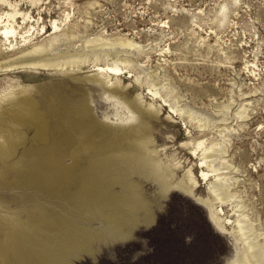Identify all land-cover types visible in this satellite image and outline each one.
<instances>
[{
    "label": "rangeland",
    "instance_id": "obj_1",
    "mask_svg": "<svg viewBox=\"0 0 264 264\" xmlns=\"http://www.w3.org/2000/svg\"><path fill=\"white\" fill-rule=\"evenodd\" d=\"M0 17L15 28L9 39L0 32V61L44 45L61 63L0 71V96L12 92L0 106V144L20 135L0 161L7 264H255L245 237L264 245V0H0ZM115 60L122 73L110 71ZM25 97L31 114L20 108ZM81 104L91 119L80 121ZM141 118L152 133L144 158L155 155L172 181L157 207L130 223L107 202L104 215L95 211L93 190L77 177L113 147L96 127L92 146L76 149L93 123L111 134ZM68 129L73 138L60 141L51 181L18 178L25 148ZM210 146L213 165L232 181L221 198L200 175ZM141 186L154 199L155 184Z\"/></svg>",
    "mask_w": 264,
    "mask_h": 264
},
{
    "label": "bare ground",
    "instance_id": "obj_2",
    "mask_svg": "<svg viewBox=\"0 0 264 264\" xmlns=\"http://www.w3.org/2000/svg\"><path fill=\"white\" fill-rule=\"evenodd\" d=\"M1 21L2 20L0 19V32L3 33V36L9 39V36L15 35V28L13 27V25H9L6 23L2 24ZM123 43L129 46L136 45V43L132 40L125 41ZM9 46L10 49H13L15 47L14 43H12V40H10ZM16 52L20 54L15 58L12 57L13 59L11 60L0 61V71L4 70L8 66H16L17 64H19L20 66L33 68H43L51 66L58 67V65L61 64L58 60L59 57H57V55H50L48 48L44 45H36L28 50H25L24 47L20 50H16ZM122 59L125 60V62L129 61L127 57H122ZM64 61L67 62L65 57L63 58V62ZM99 69L104 68L100 66ZM109 69L111 72H115L117 74L123 72V67H121L116 60L112 65L109 66ZM156 93L157 92H155V94ZM11 94L12 92H6L4 93V96L3 94H1L3 96H0L1 107L3 106L2 102L6 101L8 96ZM23 100L24 102H20V108L22 109V111L24 110V108H26V110L29 111L30 114L33 113L34 109L32 100L28 97H25ZM80 111L82 112L80 121L91 119L90 111L88 110L86 104L81 106ZM140 112L145 114V112L143 111ZM16 113L22 114L21 111H16ZM13 118L15 120H23L18 115L14 116ZM96 127L99 131L98 134H102L101 142L108 143L113 148L106 151L105 154L100 155L94 163L88 162L84 165V167L81 168V173H79V175L77 176L79 179V185L81 188L93 190L95 199L98 203V208L95 211H99L100 209V215H104L103 209L106 207L107 202L114 209H120V212H123L125 214V217L129 220L130 223H134L137 220H142L143 218L148 216L151 211L155 209V207H157V205L159 204L156 201L157 196H161L163 191L167 188L165 186L172 181L170 170L167 167L162 166V164H160V162L156 160L157 157L155 155H149L148 158H144L146 151H144L142 147H148L147 145L150 143V138L152 137V133L150 132V124L145 118H141L139 123L136 122L117 125L111 128V134H109L104 131L101 124L93 123V126L85 127L84 131L81 133V139H79L81 141V144L76 150L79 151V149H86L88 146H92V136ZM52 128L50 129L52 130ZM54 129L55 127L53 128V130ZM67 132L68 133H66V135L62 137H60V135L59 137H57L56 134L52 135V141L47 143L45 142V144L43 145L35 147L33 146L32 148H25L22 153L23 156L20 157L19 160L21 163H24L23 165H25L27 171L25 170L26 172L24 173V175H21L18 178H28V180H26L28 182H32L33 180L51 181L52 177L57 172L55 168H52L55 164V160H53V158H56L58 157V155H62L63 153H65V144H61L60 141H65V139H62L64 137L70 140L73 134L72 130L70 129H68ZM1 136H5L4 133L1 132L0 137ZM19 140L20 135L15 134L10 138V141L7 145L0 144L1 162L4 163L6 157L12 156L14 154L16 150V144ZM135 141L138 143H136ZM133 142H135V145L132 144ZM197 150L198 148L196 147V149H194V153L199 155V152H197ZM214 150H216V148L213 146L207 147V149L204 150L203 153H201L202 155L198 161V165L201 167L200 175L209 181L210 191L215 196L221 198L224 193L231 190L232 181L229 177H227V175H221L222 172L218 171L220 170L219 167H215L213 165V155L215 153ZM203 166H206L208 169H204ZM211 176L213 177V179H211ZM58 177L61 178L60 176ZM143 180H147L155 184V189L153 192L154 199H151L148 191L142 188L141 183L143 182ZM90 215L92 214L87 213V216ZM239 226L242 235L247 236L245 232V228H248L246 223L241 222L240 219ZM113 229L114 230L112 231V234H117V230L114 227ZM14 231L15 230L13 228L9 229V234L7 235L8 238L6 239V241L10 242V244L17 239V234H15ZM245 240L247 241L248 248L251 250V254L254 258L255 264H264V245L260 243L258 239H248V236L245 237ZM2 250L4 249L0 247V264H7L9 257Z\"/></svg>",
    "mask_w": 264,
    "mask_h": 264
}]
</instances>
